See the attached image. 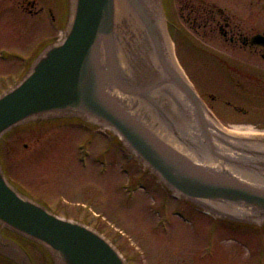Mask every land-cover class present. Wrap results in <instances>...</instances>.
<instances>
[{
	"label": "water",
	"instance_id": "water-1",
	"mask_svg": "<svg viewBox=\"0 0 264 264\" xmlns=\"http://www.w3.org/2000/svg\"><path fill=\"white\" fill-rule=\"evenodd\" d=\"M64 40L0 97V140L43 118L75 116L114 133L175 195L264 225V140L229 137L174 58L161 0H71ZM257 39L255 42H261ZM0 228L44 245L53 264H126L86 227L22 196L0 165ZM29 264L25 251L10 246Z\"/></svg>",
	"mask_w": 264,
	"mask_h": 264
},
{
	"label": "rangeland",
	"instance_id": "rangeland-1",
	"mask_svg": "<svg viewBox=\"0 0 264 264\" xmlns=\"http://www.w3.org/2000/svg\"><path fill=\"white\" fill-rule=\"evenodd\" d=\"M211 1L223 5L233 15L244 14L240 9L250 1H256V18L252 27L262 29L260 25L264 22L259 20L264 18V0H201V3ZM171 2L170 6L165 2L166 11L169 10L172 21H177L182 33L188 35L180 19V14L185 13L182 6L185 0ZM12 5V0H0V12L3 9L0 13V93L16 83L24 72L25 64L21 66L14 58H26L31 53V59L33 45L50 36L44 30L47 24L45 15L28 20L25 25L22 22L26 19L18 12L14 13ZM47 5L49 1L44 2V6ZM174 40L182 64L197 87L216 91L214 83H203L199 55L189 50L179 34H175ZM234 98L237 102L245 99L239 94ZM263 103V100L251 101L257 113L263 112L253 120L261 127H264ZM31 132L20 130L8 138L2 155L9 176L30 196L62 216L84 220L88 211H92L118 225L134 237L133 246L119 244L125 256L131 259L134 251L144 252L134 264H257V261L264 264V254L255 252L260 236L264 238V231L241 230L247 236L238 234L235 237L243 241H237L226 231L219 236L215 227L208 229L209 222L204 219L187 223L176 219L162 200L164 193L161 189L139 172L109 137L70 125H61L57 129L41 127L38 132ZM81 145L87 146L89 152L85 166L77 159ZM124 167L128 171L123 170ZM129 177L147 188L146 194H138L132 202L127 201L119 190L127 186ZM172 204L178 206L175 202ZM92 216L86 218L88 224L92 222ZM99 224L97 221L96 225ZM100 227L107 229L103 225ZM209 232L217 239L212 255L207 257L205 249ZM261 249L264 253V246Z\"/></svg>",
	"mask_w": 264,
	"mask_h": 264
},
{
	"label": "flooded vegetation",
	"instance_id": "flooded-vegetation-1",
	"mask_svg": "<svg viewBox=\"0 0 264 264\" xmlns=\"http://www.w3.org/2000/svg\"><path fill=\"white\" fill-rule=\"evenodd\" d=\"M46 0H19V3L22 5L23 9L28 10V14L33 17H38L45 13V9L41 6V3ZM194 10L190 8V13L193 15ZM47 15L49 16L51 23L55 26L57 25V18L54 14V6L47 8ZM191 20V19H190ZM198 19L195 18L194 23L197 24ZM240 25L232 20H225L224 25H222V21L218 19L217 16H213L211 19H206L205 21H202L201 27L205 31L206 35L209 34H216L217 31H219L222 35L228 37H232V41H234V38H245L249 37V35L245 33H241V29L239 27ZM57 28V26H56ZM55 28V30H56ZM241 52L243 54L249 53L251 55H254L257 53V49L255 47H249V46H240L239 47ZM233 51L237 50L236 47H232ZM244 68H246V64L249 65L246 70L249 73V75H254L256 71L254 70L256 66L253 62H244ZM254 67V68H252ZM259 69H264V67H258Z\"/></svg>",
	"mask_w": 264,
	"mask_h": 264
}]
</instances>
